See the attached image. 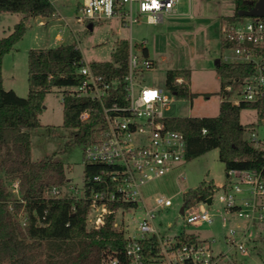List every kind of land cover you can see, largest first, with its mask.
I'll use <instances>...</instances> for the list:
<instances>
[{"label":"built area","instance_id":"built-area-1","mask_svg":"<svg viewBox=\"0 0 264 264\" xmlns=\"http://www.w3.org/2000/svg\"><path fill=\"white\" fill-rule=\"evenodd\" d=\"M182 2L80 0L75 18L87 25L117 21L132 29L142 17L148 23L156 24L166 16L179 15ZM58 14L56 8L53 16ZM222 34L237 43L230 48L237 60H224L258 64L257 71L244 79L237 93L232 84H226L223 99L234 104L262 100L264 64L260 63L253 46L264 44V17L246 16L231 23L224 21ZM154 67L155 61L150 54L144 53V47L140 54L135 52L133 42L129 44L127 71L121 77L97 72L91 62L83 60L79 68L82 80L69 89L77 97H91L101 102L107 127L99 142L84 145V155L86 164L94 163L102 168L88 183L84 178L82 186L73 185L69 195H63L62 186L53 187L48 194L86 201L90 227L103 226L113 216L114 227L125 237V247L121 257H113L105 264H238L237 258L248 256L247 244L254 240L245 230L228 231L224 237L228 250H216L215 238L203 239L184 230L172 233L171 224L168 229H163L160 217L165 209L174 205L173 199L166 195H145L143 186L147 182L188 160L186 135L169 126L172 116L165 113L175 101L176 91L167 84L156 87L144 83V71ZM184 82L182 75L174 80L175 85ZM90 113L91 109H86L80 118L85 120ZM206 132L204 128L203 133ZM250 140L256 145L259 143L254 132ZM229 176L218 194V201L244 219L248 230L251 225L264 222L262 173L253 169H232ZM8 188L13 198L22 200L18 179L9 182ZM216 191L210 196L211 203L207 202L209 197L193 204L183 201L179 212L184 218V226L215 221L210 206ZM27 222L28 217L22 215V226Z\"/></svg>","mask_w":264,"mask_h":264},{"label":"trees","instance_id":"trees-1","mask_svg":"<svg viewBox=\"0 0 264 264\" xmlns=\"http://www.w3.org/2000/svg\"><path fill=\"white\" fill-rule=\"evenodd\" d=\"M258 0H235V13L224 15L222 21L243 19L244 11L252 9ZM56 10L51 0H0V13H23L12 31L0 37V264H105L113 257H121L125 247L123 232L112 223L90 227L87 221V202L74 197L48 194L53 187H61L66 179L65 163L49 157L33 158L31 129L42 126L40 115L46 95L55 87H65L62 98L63 126L73 131L76 142L89 145L99 142L107 127L101 102L91 97H77L69 88L82 80L79 68L83 54L76 43L50 48H31L28 52L29 93L20 96L3 84V59L26 34L31 17L50 18ZM221 45L230 49L237 45L221 33ZM129 42L117 41L112 61L91 62L97 72L123 76L128 68ZM264 64V44L253 46ZM144 53L149 54L147 47ZM216 70L222 79V92L232 84L238 92L245 78L257 71L258 64L249 61L219 59ZM182 75L186 82L175 85ZM188 69H170L166 84L179 97H193L190 92ZM255 108L264 117V98L258 102L234 104L223 99L217 116L171 117L168 124L180 130L187 139V159L191 160L212 149H219L225 164L226 183L232 169H253L264 177V149L253 143L245 133L250 124L241 123V110ZM91 109L90 116L80 115ZM207 129L203 133V129ZM101 165L87 163L85 180L98 173ZM20 181L21 198L12 197L9 182ZM216 185L204 180L197 188L184 193V201L195 203L213 195ZM22 215L28 217L22 226ZM243 264V263H238Z\"/></svg>","mask_w":264,"mask_h":264},{"label":"rangeland","instance_id":"rangeland-1","mask_svg":"<svg viewBox=\"0 0 264 264\" xmlns=\"http://www.w3.org/2000/svg\"><path fill=\"white\" fill-rule=\"evenodd\" d=\"M51 1L59 14L50 18L31 17L26 34L7 54L4 62L6 84L10 71H15L19 83L27 85L30 48L57 47L74 41L80 47L85 61H112L117 41L126 39L129 44L134 43V51L139 54L143 47H147L155 61V67L145 70L143 74L144 83L149 86H164L170 69L191 71L189 89L195 96L177 95L165 111L167 116L204 117L219 114L224 93L216 62L225 58L237 60L231 49L221 45L224 23L221 18L235 13V0H183L179 15L166 16L156 24L148 23L142 17L132 29L123 27L117 21L95 23L93 29H89L87 24L77 22L75 18L80 0ZM24 17L23 13H0V37L9 34ZM40 20L45 23L41 24ZM59 36L64 41H59ZM65 89L55 87L46 95L40 115L42 126L31 129V137L34 159L53 157L65 163L67 179L61 189L63 195H69L73 185L82 186L86 162L85 146L74 140L71 129L63 126L62 98ZM241 123L250 124L245 135L250 138L254 132L259 140L258 145L264 149V117L259 110L242 109ZM204 180L213 181L216 185L217 191L210 206L215 221L212 224L202 222L184 226V218L179 212L184 193L190 188H197ZM226 180L225 164L219 158V149L215 148L147 182L143 190L146 196L166 195L173 199L174 205L161 214L163 229H168L171 224L172 233L184 230L203 239L215 238L216 250L225 251L228 250L224 243L226 233L231 229L245 230L254 240L247 244L248 256L238 257V261L243 264H264V222L253 224L248 230L244 219L223 207L218 201V194Z\"/></svg>","mask_w":264,"mask_h":264},{"label":"crops","instance_id":"crops-1","mask_svg":"<svg viewBox=\"0 0 264 264\" xmlns=\"http://www.w3.org/2000/svg\"><path fill=\"white\" fill-rule=\"evenodd\" d=\"M192 1V0H191ZM191 3V2H190ZM180 12V11H179ZM181 13V12H180ZM42 22L45 23L44 20H40V23L43 24ZM5 36V35H4ZM60 37L62 36H59L58 40L59 41H64V38L63 40H60ZM75 37V36H74ZM69 43H76L74 41L72 42H69ZM16 46V45H15ZM31 49V48H30ZM29 49V50H30ZM29 52V51H28ZM9 54V53H8ZM150 54V53H149ZM7 54L5 55L4 59H3V84H4V87L6 89H13L15 90L20 96H23V97H26L29 93V83H27V85H25L24 83H19V79H18V75H16L15 71H10V74L8 75V84H6V80H5V75H4V62H5V58H6ZM184 77V76H183ZM185 81H186V78L184 77Z\"/></svg>","mask_w":264,"mask_h":264},{"label":"water","instance_id":"water-1","mask_svg":"<svg viewBox=\"0 0 264 264\" xmlns=\"http://www.w3.org/2000/svg\"><path fill=\"white\" fill-rule=\"evenodd\" d=\"M246 16H257V17H264V0H258L257 3L255 4V6L248 10V11H244L243 12ZM89 29H93V24L90 23L88 25ZM208 203L212 202V198L209 197L207 199ZM183 211V209L181 210Z\"/></svg>","mask_w":264,"mask_h":264}]
</instances>
